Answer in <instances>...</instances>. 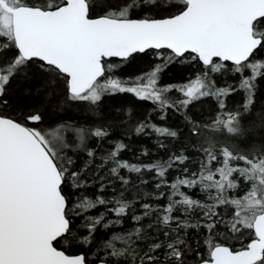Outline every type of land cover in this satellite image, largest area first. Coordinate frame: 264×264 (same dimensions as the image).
<instances>
[{"label":"snow or ice","instance_id":"6c2138e0","mask_svg":"<svg viewBox=\"0 0 264 264\" xmlns=\"http://www.w3.org/2000/svg\"><path fill=\"white\" fill-rule=\"evenodd\" d=\"M172 4L182 6L176 14L159 19L147 14L150 9H167ZM142 11L146 13L142 18H133V12ZM12 50L16 54L11 61L0 65V104H7L3 97L12 76L29 62L39 60L43 70L55 79H64L69 101L90 106L98 105L105 95L131 93L165 113L168 109L186 111L193 102L213 97L220 111L210 125L201 126L186 117L192 125V135H199L203 127L241 138L247 132L241 118L254 104L257 79L264 78V60L256 58L264 53V0H43L42 5L31 0H0V55ZM148 50H154L164 63L128 80L106 75L115 67L107 63L110 58L126 62L134 54ZM185 57L201 62L204 71L181 86H160L163 68L176 59L183 62ZM225 62H231V71L240 76L235 87H217L211 79L212 73L227 69ZM173 90L179 98L169 95ZM237 90L245 93L243 111H224L225 98ZM41 119L38 113L26 117L31 123ZM145 128L159 136H177L173 130L148 123H141L136 132ZM65 133H75L77 147L83 146L88 134L83 128L65 125L45 134L0 115V264H87L84 255L69 256L55 246L60 239L67 242L72 235V209L83 213L105 206L117 217L105 222L104 213L87 216L89 236L84 238L85 243L90 242L97 226L119 224L120 218L128 214L131 206L127 201H109L100 196H85L70 207L62 185L69 181L70 187L83 185L76 183L79 173L71 170L72 157L62 155L73 144L71 140L66 142ZM90 135L101 138L108 132L96 128ZM207 145L201 148L204 159L198 169L189 173L185 167L184 174L172 182L165 179L166 173L173 164H184L188 157L183 154H174L162 164L145 166L148 171L155 169L161 184L170 189L158 222L165 227L175 224V237L167 243L157 240L141 254L135 246V241L143 238L141 228L127 236L113 235L105 245L111 249L110 258L100 264H185L189 245L179 232L203 226L211 233L216 227L215 209L222 205L233 208L230 230H251L248 235L252 238L239 251L209 238L204 242L208 257L197 252L199 264H264V150L244 154L217 146L213 137L207 139ZM124 147L116 145L107 159L115 164L111 173L126 184L119 170L139 173L142 168L118 159ZM189 189L206 193L210 203L193 198L185 191ZM241 189V195H230ZM109 204L114 206L108 208ZM142 207L146 210L143 215H149L152 205L145 203ZM196 209L212 222L181 223L180 217L174 215L191 214ZM142 218L133 217L136 222ZM164 236L168 237L169 231ZM118 241L121 247H117Z\"/></svg>","mask_w":264,"mask_h":264},{"label":"trees","instance_id":"16d2710c","mask_svg":"<svg viewBox=\"0 0 264 264\" xmlns=\"http://www.w3.org/2000/svg\"><path fill=\"white\" fill-rule=\"evenodd\" d=\"M31 2L42 5L43 0H31ZM115 2L120 3L121 0H115ZM180 7L181 5L172 4L167 9H150L147 14L153 18H164L177 13ZM145 14L143 11L133 12V17L142 18ZM15 54V50H12L0 55V65L10 62ZM154 54V50L137 53L128 58L126 62L110 58L107 63L115 67L107 71L106 75L128 80V78L148 73L156 65L164 63ZM256 58L264 60V53ZM182 59L183 62L176 59L163 68L159 73L158 83L160 86H181L204 71L201 62L187 57ZM41 63L39 60L29 62L27 67L12 76L3 97L7 100V104H0V115L12 118L28 127L37 128L45 134L61 125L70 126L72 129H85L88 134L83 146L80 147H77L79 142L75 140V133L71 135L65 133L66 142L71 140L73 144L71 149H65L62 155L72 157L74 163L71 170L79 173L76 183L83 185L82 187H70L71 181L62 185L65 195L70 200V207L85 196L92 198L100 196L109 201L122 199L131 206L128 214L120 218L121 223L107 228L97 226L88 243L84 242V238L89 236V231L85 227L87 216H98L104 213L105 222L116 220L117 217L111 212H107L105 206H98L83 213L79 209L73 208L69 213L72 235L67 237V242L62 238L55 246L70 255L83 254L90 263L110 258L111 249L106 248L105 245L113 235L127 236L138 227L142 229L143 238L135 241V246L141 254L153 242L159 240L167 243L175 237L177 232L175 224L165 227L158 222V217L162 215V206L168 203L170 189L166 184H161V178L157 176L155 169L148 171L145 166L162 164L174 154H183L188 157L184 164L175 163L166 173L165 179L172 182L177 176L184 174L185 167L189 173L198 169L199 163L204 159L201 148L208 146L207 139L210 137L215 139L217 146H228L234 151L248 155H251L253 150H264V78L257 79L254 104L251 106V111L241 118L242 125L247 129L244 137L232 138L226 133H214L210 128L203 127L200 129V134L194 136L191 131L192 125L186 117H190L192 121L201 126L210 125L220 111L215 98L205 97L193 102L186 111L168 109L165 113L158 110L151 102L142 101L131 93L105 95L98 105L90 106L86 102L69 101L64 79L62 77L55 79L52 74L40 67ZM225 63L227 69L220 73H212L211 79L215 81L217 87L228 85L235 87L240 81V76L231 71V63ZM248 74L245 72V75ZM169 95L179 98V93L175 90ZM244 101L245 93L237 90L225 98L227 107L224 111L242 112L241 106ZM36 113L42 117L40 122L31 123L26 120L27 116ZM141 123L173 130L177 132V136H159L151 128H145L143 132L137 133L136 128ZM96 128L106 129L108 135L101 138L90 135L91 131ZM219 134L223 135V138H219ZM118 144L125 146L119 152L118 159L142 168L139 173L121 168L119 175L127 180L126 184L111 173L110 170L115 164L107 159L109 153ZM89 152L92 155H89ZM157 184H161V186L158 188ZM185 191L195 199L210 203L207 200V194L198 189ZM161 193L165 195L161 197ZM233 194L241 195L242 189L230 193V195ZM145 203L152 205V210L147 216L143 215L146 210L142 205ZM113 206V204H109L107 207ZM215 211L218 213L213 217L216 227L212 229L211 233L203 226L186 228L179 232V235L189 245L185 249V264H199L200 257L197 256V252L203 258L208 257V248L204 242L209 238H212L214 243L230 246L233 250L244 248L252 238L248 235L251 230L241 229L240 232L235 233L230 230L229 222L232 220L233 214L231 206L222 205ZM174 215L180 217L181 223L190 221L204 225L212 222L208 221L199 209L194 210L191 214L180 212L174 213ZM134 216H143V218L136 222L133 219ZM165 231H169L168 237L164 236ZM116 243L117 247L122 246V242ZM159 254L164 255L163 251Z\"/></svg>","mask_w":264,"mask_h":264},{"label":"water","instance_id":"95a60500","mask_svg":"<svg viewBox=\"0 0 264 264\" xmlns=\"http://www.w3.org/2000/svg\"><path fill=\"white\" fill-rule=\"evenodd\" d=\"M157 19H159V18H157ZM113 58H117V57H113ZM117 59H121V58H117ZM122 60V59H121ZM229 63H231V62H229ZM250 242V241H249ZM248 242V243H249ZM223 245V244H222ZM224 246H227V245H224ZM227 247H229L230 249H232L230 246H227ZM59 249V248H58ZM242 249V248H241ZM241 249H239V250H241ZM59 250H62V249H59ZM233 250V249H232ZM239 250H233V251H239ZM62 251H64V250H62ZM65 252V251H64ZM65 254H67L66 252H65ZM67 255H69V256H77V255H83V254H76V255H70V254H67ZM100 262L101 261H99V262H97L96 264H100Z\"/></svg>","mask_w":264,"mask_h":264},{"label":"rangeland","instance_id":"374dc122","mask_svg":"<svg viewBox=\"0 0 264 264\" xmlns=\"http://www.w3.org/2000/svg\"><path fill=\"white\" fill-rule=\"evenodd\" d=\"M42 4H43V2H42ZM154 55H155V54H154ZM155 57H157V56L155 55ZM194 79H195V78H194ZM223 80H225V78H223ZM41 104H42V103H41ZM41 106H42V105H41ZM51 132H52V131H51ZM218 137H219V138H223V135H220V134H219Z\"/></svg>","mask_w":264,"mask_h":264},{"label":"flooded vegetation","instance_id":"af4514ba","mask_svg":"<svg viewBox=\"0 0 264 264\" xmlns=\"http://www.w3.org/2000/svg\"><path fill=\"white\" fill-rule=\"evenodd\" d=\"M181 7H182V6H181ZM177 12H178V11H177ZM175 14H176V13H175ZM133 18H134V17H133ZM86 261H87V260H86ZM87 264H96V263H90V262L87 261Z\"/></svg>","mask_w":264,"mask_h":264}]
</instances>
